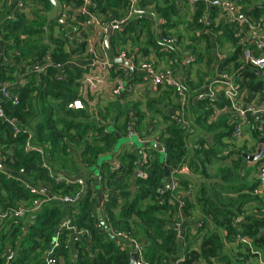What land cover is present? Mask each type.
I'll return each mask as SVG.
<instances>
[{
	"label": "trees",
	"instance_id": "1",
	"mask_svg": "<svg viewBox=\"0 0 264 264\" xmlns=\"http://www.w3.org/2000/svg\"><path fill=\"white\" fill-rule=\"evenodd\" d=\"M14 1L0 0V35L3 37L7 55L15 60L13 66L0 63V81L13 83L9 88L13 89L14 94L19 95L21 103L19 106H15L13 102L4 100L3 109L8 116L17 118L29 126L34 134V143L46 150L48 162L56 174L63 172L68 178H74L85 169H87V173L91 174L100 169V172L105 176V185L100 189L107 188L110 191L109 202L101 214L108 218L106 221L112 231L127 233L136 241L146 240L148 244L144 246V257L148 263L169 264L176 258L181 259L179 233L175 226L178 205L169 202L171 193L159 197V188L166 180L165 167L168 168V171L172 168L179 170V174L176 176L185 192L192 188V184L181 173L184 166L192 170L193 174L208 176L206 166L210 158L213 157L219 161H225V159H218L212 146H208V149L203 147L188 156L187 146L191 138L190 131L171 122L168 117L170 125L166 121V127L159 134L166 154L161 152L162 146L158 148L148 145L149 159L141 167L142 172L146 173L148 177L138 178L136 192L132 193V178L139 168L140 156L131 146L118 148L121 138L117 135L118 131H121L117 122L125 112L126 99H123V103L119 99H115L114 103H110L105 108L90 107L81 84L84 72L83 62L77 61L74 67H67L63 70L56 67L65 65L73 57L85 54L88 43L83 27L87 26L89 29L90 19L78 14L76 24H72L69 20L63 22L57 16L46 29L47 19L53 11V4L50 0H32L34 5L32 6L37 9L34 14L36 19L28 20L27 17L20 16L15 22L3 21L4 15L10 7L15 5ZM57 1L60 10L68 8L71 13L83 6L82 0ZM92 1L95 2L96 7L92 8L91 12L106 21L126 16L134 2V0ZM152 2L154 11L146 10L147 13L143 14V18L135 16L136 23L130 21L126 26L128 33L130 32L129 27L139 26V30L135 31L134 35L127 37L124 32L122 35L112 36L111 40L115 46L125 48L130 42L132 49L142 50L143 57L150 55V48L159 49V46H162L159 35L157 36L153 30V17L164 20L165 28L171 30L170 28L176 27L174 19L180 17L181 13L176 0H138V5L145 10ZM242 2L246 10L253 7L250 17L258 21L260 8L251 0ZM200 5L203 4H196V9ZM39 6H43L44 9L40 13ZM196 9L194 11L196 15L190 23L189 31L195 33L192 34V40L196 43L194 47L190 48L200 54L199 62L203 61L205 57L202 52H198L199 48H196L201 41L206 44L209 56L207 64L212 63L214 46L212 39L216 34L215 39L220 45L222 42H230L233 47V53L221 62L220 67L234 73L240 70L244 66L242 61L244 47L239 45V40L234 35L233 29L224 25L216 26L214 23L210 27H206L205 24L199 23L200 17L206 10L205 7L202 10L198 9L197 12ZM208 13H211L212 20L217 16L214 11H208ZM75 28L83 32L81 36L76 37V33L71 36L73 30L75 32ZM164 33L168 34L167 31ZM11 41H14L15 44L9 45ZM45 58L50 59L51 62L46 68V73L37 75L26 72V65L42 62ZM78 62H81L82 66L78 65ZM138 62L137 59L136 63ZM15 72L18 77H14ZM61 72L65 73V77L59 79L58 75ZM18 78L25 79V84H19ZM241 82L251 92L261 93L264 91V76L249 68L242 72ZM77 99L83 101L84 110L67 109L69 102ZM199 104L201 108L205 107V111L198 112V122L193 123L194 125L207 122V117L212 112L209 103ZM97 115L101 122L96 120L95 116ZM130 121H127L124 126L127 130L126 134ZM139 121V124L136 123L137 133L143 127L144 118ZM192 127L194 126L192 125ZM218 129H224L225 132L219 133ZM208 130L215 132V141L219 144L224 138L231 135L233 127L225 121L219 120L218 123L209 126ZM25 141V135L14 138L9 128L0 120V144L3 146V150L10 148L15 154L12 157L13 161H8L13 172L25 169L34 183L38 181L49 183L54 192L62 195L74 194L80 190L76 183L69 180H63L60 185L56 184L47 170L41 167L42 159L39 155H26L23 152L22 147ZM76 148L81 149L79 159H76L72 152ZM243 152L242 150L238 153V162L234 163L235 170L240 168L238 163L245 161ZM161 154L164 155L163 161L160 160ZM107 157L110 158V161L103 162V159ZM115 163L119 166L117 169L114 167ZM229 170L224 167L221 169V174L225 175V178L226 176L229 178ZM249 172L247 171V173ZM91 174L86 179V194L77 207H71L72 215L70 216L73 225L91 232V237L87 239L89 244L84 245L82 242H76L77 253L75 256L72 249L67 247L63 240L62 247L59 248L57 254V257H60L63 262L60 261L57 264H130L132 252L130 245L123 240L118 242V240L112 239L103 227L98 228L100 221L96 208V190L94 193L92 185L89 183ZM237 179L240 181V171ZM97 187L98 185H95L96 189ZM237 187L230 185L231 191H235V194L239 195L238 198H229L226 201L218 195L210 197L202 193L183 197L186 216L199 212L203 220L199 231L205 232L207 235L202 239L201 249L199 251L189 250L180 264H196L200 261L211 264L212 259L218 257V254L222 255L221 251L224 250L222 235L224 231L227 232V240L236 235H243L248 241H251V245L242 243L244 247L247 246L250 255L251 249L249 248L252 246L264 259V214L262 216L250 214L238 222L237 217L242 216L243 206L250 201L251 196L242 195L243 188ZM255 187H257V183L250 191ZM253 196L254 200H261L259 197ZM35 198L19 180L8 179L3 171H0L1 210L8 211L25 203L30 204ZM146 200L147 205L142 206ZM120 201H124V204L119 216L116 217L114 210ZM63 207L64 205L55 202L44 204L41 210L29 219L30 225L26 235L20 225L7 229L5 225L0 224V264H5L4 252L8 248L15 251V258L11 264H45L44 255L65 219ZM190 234L188 233V235ZM66 236L67 232L64 234V237ZM21 243L18 251V246ZM226 260L227 258L223 257L222 261ZM227 264H231L229 259Z\"/></svg>",
	"mask_w": 264,
	"mask_h": 264
},
{
	"label": "built area",
	"instance_id": "2",
	"mask_svg": "<svg viewBox=\"0 0 264 264\" xmlns=\"http://www.w3.org/2000/svg\"><path fill=\"white\" fill-rule=\"evenodd\" d=\"M83 6L79 8V10H75L74 13L68 8L59 9L58 18H61L62 21H70L72 24H76L78 14L82 16H86L90 19V25L96 27L99 31L106 33L108 28H112V36L113 35H122L126 26L130 23L133 16L136 14L134 10V2L133 5L128 10L126 16L113 19L111 21H106L104 19L96 17L91 9L96 7L95 2L92 0H82ZM243 0H176L177 6L180 8V11L183 9V5L193 4L194 11L196 9V4L201 3L205 7V12L202 17L199 19V23L205 24L206 27H210L211 24H215L216 26L224 25L232 28L234 31V35L239 40V45L243 46L242 53V61L244 66L238 70L237 72H230L227 69H222L220 64L229 55H226L220 51L217 43L213 46V61L210 64V72L211 75L208 79L204 80L199 84L198 88L194 93L188 88L189 82L191 80L190 68L193 65L199 63L200 54L195 53L190 50L187 52L183 63L179 66L175 65V68H165L159 69L157 68L151 61L149 60H141L136 63L135 55L129 56V54L123 50L122 47L117 46L114 50L113 59H109L107 57L101 56L97 48L93 44H88V48L85 52L86 57L90 56L89 62L84 63L83 66L81 62H78V65H81L84 69L82 74L81 84L84 90L90 93L98 92L99 87L103 84V82L111 77L113 78V94L115 99H119L121 103L124 100L132 96L136 92L137 83L135 82V74L140 75L143 83H148V85H152L153 89H158L161 87H168L170 89L175 90V95L179 97L181 102V110L185 111L188 109V106L193 104H199L203 102L209 103L211 106V114L207 117V123L211 126L216 124L220 117L224 114V112H230L233 115L232 127L233 131L230 135L232 139H238L242 137L244 134V126H248L250 128L255 129L257 132L264 134V125L262 124L261 118L264 116V104L262 106H258L256 101L260 98L261 94L251 92L246 86H244L241 82V74L247 68L254 70L257 73H261L264 76V24L263 21L253 20L248 10L245 9V6L242 2ZM14 6L4 15L3 21H18L21 17H29L31 18V5L28 0H15ZM260 10L262 7H258ZM138 11L146 12V10L139 9V5L137 6ZM214 11L217 16L212 20L210 18L211 13ZM141 18H143V14H139ZM34 17V15H33ZM1 25V23H0ZM79 26H82L79 24ZM1 29V26H0ZM73 34L76 33L77 36L82 35V31L78 28H75V32L73 30ZM158 36V35H157ZM0 39L3 41V37L0 35ZM160 43L164 47L166 51L171 48L174 49L177 57L175 58L176 62H179V56L181 54L180 49H178V38L173 36H159ZM14 41H11L9 45H14ZM101 49L104 50L105 47L102 44ZM105 51V50H104ZM5 58V51L0 50V63L3 62ZM82 56L73 57L70 59L65 65H57L58 69H65L67 67H74L77 61H81ZM178 60V61H177ZM117 61H124L130 63V66H127L123 63H117ZM50 59H44L42 62H37L35 64L26 65V72H32L37 75H42L46 73V68L50 64ZM174 63V60H173ZM85 64V65H84ZM24 66V65H23ZM22 68V65L20 66ZM102 69L103 74L98 75L97 72H93L88 74V69ZM135 71V72H134ZM65 77V73L61 72L58 75L59 79ZM19 84L24 85L26 80L23 78L17 79ZM17 83V82H15ZM13 83L0 81V120L5 124L9 130L11 131L14 138L19 137L20 135L26 136V141L23 144V152L26 155H39L42 159L41 167L47 170L49 176L56 182V184L60 185L63 180H69L72 183H76L80 190L74 194H66L62 195L60 193L54 192L51 184L38 181L34 183L31 177L28 176L25 169H20L18 172H13L11 167L8 164L9 160H12V157L15 156L13 149H5L3 150V146L0 144V171L6 175L8 179H17L19 180L29 192L35 196L36 198L30 204H23L18 208H14L8 211H3L0 209V224L5 225L8 228L19 226L24 231V223H30L29 219L33 217L36 213H38L42 206L49 202H55L57 204H61L68 207H77L79 202L84 198L87 189V176L91 173H87V169L83 171L84 176H79L76 181H72L71 178L62 176L61 173L56 174L52 169L51 165L47 159L46 150L34 143V134L29 126L25 125L22 121L17 118H13L7 115L5 110L3 109V101H11L15 106H19L21 101L19 95L14 94L13 89L9 88ZM262 93V92H261ZM124 99V100H123ZM123 101V102H122ZM223 103V106L220 108L219 104ZM85 106L82 100L77 99L72 102H69L67 109L70 110H84ZM181 112V111H179ZM179 112L172 114L169 116L170 121L175 123L176 125L188 129L190 133L193 132V127L190 125V122L179 115ZM136 117L133 116L130 124L128 125V137L137 136L139 140L145 143L138 135L134 128V122ZM98 122H101L99 117L96 118ZM191 134V138H192ZM2 138V137H1ZM3 139V138H2ZM191 147V142H188L187 150ZM203 148L201 145L195 147L196 151H199ZM142 154L140 152V165L139 170L143 167L144 164L147 163L149 156L148 150L146 151V147L143 148ZM161 152L166 154L165 148H161ZM230 155V151L227 149H220L217 152V158L223 159ZM114 164V167L117 169L119 166ZM141 177L147 178L148 175L142 170ZM170 176L164 180L163 184L159 188V196L166 195L171 193V197L169 202L171 204H177L179 207V213L183 214L185 203L183 201V197H180L178 191L180 190V182L177 178V174H179V170L177 168H172L170 171ZM82 174V173H81ZM80 174V175H81ZM256 178L258 180V189L262 190L264 188V155L257 162V172ZM89 183L92 185V190L97 195V189L95 185L103 186L105 185V176L100 169L90 175ZM104 191V197L102 200V204L100 206V211L105 208V205L109 202L110 199V191L109 189L102 188ZM187 192V195L190 193V189ZM93 193V194H94ZM95 196V195H94ZM185 197V196H184ZM100 221V220H99ZM179 228L178 224H175ZM106 229L102 222L100 221L98 224V228ZM112 234L115 235L116 240H123L128 245L131 243H135L134 253L137 255V264H150L145 260L144 257V246L141 244H137L136 240L132 239V237L124 232H115L110 229ZM65 232H67V236L64 237ZM91 237V232L86 229H79L77 226L72 224H68L67 221H63L60 225L58 232L56 233L53 241L46 251L44 255L45 264H57L61 261V258L57 257L58 250L62 247V241L64 240L67 247L68 241L70 242H79L80 239H88ZM5 264H11L15 258V251L12 248H8L4 252ZM185 258V257H184ZM184 258L180 259V262L184 260Z\"/></svg>",
	"mask_w": 264,
	"mask_h": 264
},
{
	"label": "crops",
	"instance_id": "3",
	"mask_svg": "<svg viewBox=\"0 0 264 264\" xmlns=\"http://www.w3.org/2000/svg\"><path fill=\"white\" fill-rule=\"evenodd\" d=\"M28 1L30 2V0H28ZM251 2H253L257 7H262L259 20L263 21V24H264V0H251ZM30 3L33 5L32 2H30ZM33 6H31L32 16H31V18H28V20L36 19L35 17H33V15L36 13L37 9L34 8ZM147 7H149V8H147L145 10L154 11L153 5H149ZM186 7H187V15L185 16V13H186L185 12L183 16L186 17L185 21L188 22L192 18L191 13H194V6H193V4H190V5L188 4V5H186ZM186 7L184 8L185 11H186ZM38 8H39L38 11L40 13L43 9V6H39ZM140 8L143 9L142 7H139V9ZM10 9H11V7H10ZM252 9H253V7L248 9L249 15H250V12L252 11ZM179 11H180V8H179ZM182 12H183V10H182ZM182 12L180 11L181 15H182ZM181 15H180V17H181ZM135 16H138V15L135 14L131 21H134L136 23ZM180 17H178L177 19L175 18L174 19L175 21L173 20L176 23V26H178V23L176 21L179 20ZM192 20H193V18L191 19V21H189L188 25L186 26V29L188 30L189 37H191V38H192V34H195L194 32L189 31L190 30L189 26H190V23L192 22ZM153 23H154L153 24V30H154L156 35H159V36L165 35V36H173V37L177 36V35H172L174 33L171 32L177 28L176 27L174 29L170 28L171 30H169L168 28H165V25H164L165 21L164 20L158 19L157 29H156L154 17H153ZM129 29H130L129 33H128V28H126L124 30L127 37H130V35H134L135 31L139 30V26L134 25V27H129ZM83 30L86 33L88 44H93L97 48V50L99 51L101 56L107 57L109 59H113L114 50L117 46H115V44H113V41L111 39H110L109 44L106 43V37H107L108 31L106 33H103L101 31H99L96 27H94V24H93V26L89 24V29L87 28V26L83 27ZM165 31H167L168 34L164 33ZM73 35L74 34L71 33V36H73ZM111 38H112V36H111ZM177 38L179 40L177 47L181 51L180 56H182V57L179 56V62L178 63L175 61L176 60L175 58L177 57V55L174 52V49H176V48H171L168 51H166L163 46H159V49H155L154 47H152V48H150V51H151L150 55L147 57L142 56L143 52L141 49H139V48L132 49L130 42L126 45L125 48H123V50H125L129 54V56L135 55L136 60L138 59V61H141V60L151 61L159 69H165L166 67L171 68L175 65L180 67V65L183 63L186 56L188 55L187 52H190V50H188V51L183 50L182 43H181L182 42V36H177ZM102 44L105 47V49H104L105 51L101 49ZM214 45H215V43H214ZM4 47H5V44L0 39V50L3 52L5 51ZM232 53H233V47L231 45V50L227 55L230 56ZM17 54H19V53H17ZM89 57H86V55L84 54L81 58V61H84V63L87 64V62H89V59H90ZM173 60H174V63H173ZM13 61H15V60L13 58H10L5 51V58H4L1 65L13 66V63H14ZM202 62H204V59H203V61H200L197 64H200ZM87 71H88V74H91L93 72H97L96 74H98V75L103 74L102 69H94L93 70L92 67L89 68ZM135 76H136L135 82L137 83L136 84L137 85L136 92L132 96L127 97L125 100V103H126L124 106L125 112L123 113V116L120 118V120L117 122L118 126L119 125L123 126L121 128V131L119 130L117 133L118 137L121 139L128 137V135L126 134L127 130H125L124 126H125V123L127 121L131 120L132 117L135 116L136 117L135 122H134L135 129H136V123L138 122V124H139V122H140L139 119L144 118L143 127L139 130L138 135L141 137V139H144L143 140L145 142L144 144H146V146H147L146 151L148 150V147L150 145L156 146V147H161V146L163 147V145H162L163 143L158 142L155 139L156 137H152V135L159 136L158 134L161 133L162 130L166 127V121H167V123L169 121L167 118L170 115L181 111V112H179V115H182L189 122H192V125L194 126L192 129L193 132L191 133L193 136L189 140L191 142V147L187 152L189 154L188 156H191L192 155L191 153L194 154L195 153L194 150H196L195 147H197L199 145H201V147L202 146L205 147L206 149H208V146H212L215 149L216 153L220 149L225 148L228 151H230V155L226 158H223L226 160V162L229 161L225 167L230 168L234 172L239 173V171H240V181H239V179H236L237 181H231L227 176L225 178V175L221 174V169H224V166L220 169V171H219L220 177L217 179H213L212 177H209L206 175L199 176V175L193 174L192 170H189L188 168H186L184 166L181 170V173L183 174V176H185L187 178V180H190V182L192 184V188L190 189L189 195L193 196L196 193L197 194L202 193V194L208 195L210 197L218 195L219 197H221L223 200L226 201L229 198H238L239 195L235 194V191H231V189H230L231 184L236 185V186H238L237 188H243L244 192H242V195L251 196L250 201L244 204L243 210H242L243 214H242V216L237 217V221L238 222L242 221L244 216H247L250 214H257L259 216H262L264 214V188L262 190L258 189V183H257L258 180L256 178L257 163H250L249 161H247L243 157L245 159V161L238 163V167H240V168H238V170H235L234 163L238 162V159H239L238 153L242 150L244 151L243 154L256 155L258 153V150H259L260 142L261 141L264 142V134L257 132L253 128H250L248 126H244V128H243L244 134L242 135V137H240L238 139H232L230 136H228V137L224 138L221 143L218 144L215 141V132L208 130V127L210 125L207 122H205L204 124L199 123V125L193 124V123L198 122L197 121V119L199 117L198 112H204L205 107L201 108L200 104L191 103L188 106V109L186 110V112L184 110L182 111L181 110L182 106H181V102H180L179 98L175 95V93H172L168 87H161L158 89H153L152 85H148V83H143V80L141 79L140 75L135 74ZM113 78H114V76L107 78L103 82V84L99 87L98 92H96V93H90L87 90L84 91L85 93L92 96L88 100L90 107L105 108V107H108V105L110 103H114L113 101L115 100V97H114L113 89H112ZM208 78H209V76H206V78L204 80H206ZM158 90H161V91L159 93H156V91H158ZM195 90L192 91V93H194ZM162 92H163V94H162ZM161 94H162V96L160 97ZM259 94H261V96L256 101V104L258 106H262L264 104V91L262 93H259ZM154 97H159V98H156L159 100H155V101H154V99L150 100ZM171 98L174 100L172 101ZM176 99H177L178 103H175ZM223 103L224 102H221V104H219L220 108L222 107ZM176 104H179V106H177ZM148 108H150V112H153V113H148L149 112ZM223 108H221V109H223ZM154 113H156V114H154ZM95 117L97 118V117H99V115H97ZM220 120L225 121L229 125H232L233 115L228 111L224 112V114L220 117ZM261 121H262V124L264 125V116H262ZM110 125H111V123L108 124L109 127H110ZM124 130H125V133H123ZM137 130H138V126H137ZM217 131L219 133L225 132L224 129H218ZM125 146L126 147H129V146L133 147V149L141 157L140 152L142 154V151H141L142 149H139L138 147H136L132 143L122 145L121 149L125 148ZM72 152H73L75 158L79 159L81 149L76 148ZM104 162H107V161H104ZM140 170L138 168L136 171H140ZM247 171H250V172L247 173ZM82 173H83V171H82ZM217 174H218V172H217ZM204 178L209 179V180L206 181V179H204ZM256 183H257V187H255L252 191H250L251 188L253 186H255ZM100 187L101 186L97 187V195H96V202H97L96 208H97V212L99 215V220H100V217L103 218L104 222L106 223V226L108 227V228H106L107 232H110L112 234V232L110 230L111 227L108 225V223L106 221V219H108V218H106V216L104 214H101L102 211H100V209H101L100 206L102 204V200L104 197V195H103L104 191L101 190ZM178 194L180 197H184L187 195V192L186 191L184 192L183 189L180 188V190L178 191ZM253 195L259 197L261 200H257V199L254 200ZM63 209H64V214H65L64 221L68 222L69 220H72V218H70V216L72 215L71 207L64 206ZM175 219H176L175 224L179 225V228L177 226H176V228L178 229V233H179V235H178L179 241H180L179 253H180V256L182 259L185 257V254L189 250H198L199 251L201 249L202 239L207 234H205V232L199 231L201 228V225L203 223L202 217H201L199 212H197L195 214H191L190 216H186L184 210H183V214L179 213V207H178V214L175 216ZM29 225L27 222L24 223V228H25L24 234L25 235L27 234V231L29 229ZM188 233H191V234L188 235ZM222 235H223V239H224V244H223L224 250L221 251L222 255L219 256V254H218V257L212 259L211 264H227L228 259L230 260L231 264H256V263L264 264L263 257L252 246H250V248H249V249H251V255L252 256L250 255V252L247 250V246H245V247L243 246L242 243H245V244L251 243V241H248L243 235H236L235 237L230 238L228 240H227V232L226 231H224ZM112 236L114 238H116L115 235L112 234ZM186 236L188 238L187 242H186ZM79 242H82L84 245L89 244V241L85 238L80 239ZM120 242H121V240H120ZM75 243L76 242H70V239H69L68 247L70 249H72L73 254L76 256L77 251L75 249ZM136 243L141 244L143 246L148 244V243H146V240H144V239L139 240V241L137 240ZM21 245H22V243L19 244L18 249H17L18 251L20 250ZM135 245H136L135 243L130 244V247L132 250L131 254L134 253ZM223 257L227 258V260L225 262L222 261ZM169 264H180V259L178 260L176 258V260L174 259L173 262L170 261ZM196 264H208V263H206L204 261H200Z\"/></svg>",
	"mask_w": 264,
	"mask_h": 264
},
{
	"label": "rangeland",
	"instance_id": "4",
	"mask_svg": "<svg viewBox=\"0 0 264 264\" xmlns=\"http://www.w3.org/2000/svg\"><path fill=\"white\" fill-rule=\"evenodd\" d=\"M30 2H32V0H30ZM29 2V3H30ZM30 5L32 6V4L30 3ZM149 5H154V3L152 2L151 4H149ZM186 6L185 5H183V12H182V15H181V17L179 18V20H177V23H178V26H176V28L177 29H175L174 31H171V32H173L174 34H172V35H177V36H182V47H183V50L184 51H188V50H191V51H193V52H195V50L193 49V48H190V47H194V45H195V43H196V41H194V40H192V38L191 37H189V34H188V30L186 29V26L188 25V23H189V21H191V19L192 18H194L195 17V13H191V15H192V18L188 21V22H186L185 21V19H186V17H184L183 15H184V13H185V16L187 15V7H186V11H185V8ZM149 8V7H148ZM204 8V5H200V6H198V8L196 9V12H197V10L198 9H200V10H202ZM52 14V12L50 13V15ZM49 15V16H50ZM34 17L36 18V16L34 15ZM29 18V17H28ZM57 31V30H56ZM56 33H58V31L56 32ZM216 35V34H215ZM215 35H214V37H213V39H212V41H213V44L215 43H217L218 44V46L220 47V51L222 52V53H224V54H228L229 52H230V50H231V45L232 44H230V42L228 43V42H222V44L220 45L217 41H216V39H215ZM176 36V37H177ZM223 45V46H222ZM196 48H199L198 49V52H202L204 55L203 56H205L204 57V62H202V63H200V64H196V65H193L191 68H190V74H191V80H190V82H189V85H188V88L191 90V91H194L197 87H198V85L203 81V78L204 77H206V76H210L211 75V72H210V70H211V68H210V65H208L207 63H208V61H209V56H208V52H207V49H206V44L204 43V42H201L200 41V45H198V46H196ZM195 53H197V52H195ZM213 53V52H212ZM180 57H182V56H180ZM166 68H169V67H166ZM171 68H175V67H171ZM14 77H18L17 76V72H15V74H14ZM170 89V88H169ZM81 90V89H80ZM171 90V92L172 93H176L175 92V90H173V89H170ZM85 91V90H84ZM161 90H158V91H156V93H159ZM162 94H163V92H162ZM162 94L160 95V97L162 96ZM177 94V93H176ZM84 96L86 97V99L87 100H89V98H91L92 96L91 95H89V94H87V93H85L84 92ZM171 96V95H170ZM156 98H159V97H154V98H152V99H150V100H153L154 99V101L155 100H159V99H156ZM179 98V97H178ZM171 100L173 101L174 99H172L171 98ZM180 100V99H179ZM175 103H178V101H177V99L175 100ZM149 105V104H148ZM177 106H179V104H176ZM148 113H153V112H150V108H148ZM154 114H156V113H154ZM143 124H144V122H143ZM168 124L170 125V122H168ZM120 126V125H119ZM123 126H120V129L122 128ZM126 130V129H125ZM125 130H124V132L123 133H125ZM122 133V134H123ZM160 134V133H159ZM158 134V135H159ZM151 137V136H150ZM152 137H156L155 139L158 141V142H160V143H163V141H161V139L159 138V136H154V135H152ZM121 142H119L118 143V148H120L122 145H125V144H130V143H132L133 145H135L136 147H138L139 149H143V148H145V147H147L146 146V144H144L143 142H141L140 140H139V138L137 137V136H132V137H125V138H123V139H121L120 140ZM231 158V157H230ZM229 158V159H230ZM160 160L161 161H163L164 160V155L163 154H161L160 155ZM228 160V159H227ZM104 161H110V158H104L103 159V162ZM228 162L229 161H227L226 162V160L225 161H219V160H217L216 158H213V157H211L210 158V160H209V162H207V166H206V172H207V175L209 176V177H212L213 179H217V178H219L220 176H219V171H220V169L222 168V166H226L227 164H228ZM226 168H228V167H226ZM230 169V168H229ZM95 171H97V170H95ZM217 172H218V174H217ZM237 175H238V172H234L233 170H229V179L231 180V181H237L236 179H237ZM204 179H206V178H204ZM207 180H209V179H206V181ZM147 200L144 202V203H142V206H146L147 205ZM124 204V201H120L119 202V204H118V206H117V208L114 210V213H115V215H116V217H118L119 216V214H120V212H121V206ZM63 262V260L61 261V263ZM256 264H258V263H256Z\"/></svg>",
	"mask_w": 264,
	"mask_h": 264
},
{
	"label": "water",
	"instance_id": "5",
	"mask_svg": "<svg viewBox=\"0 0 264 264\" xmlns=\"http://www.w3.org/2000/svg\"><path fill=\"white\" fill-rule=\"evenodd\" d=\"M51 3L53 4V11H52V14L48 17L47 19V24H46V29H48L49 27V24L51 23V21L55 18H57V15H58V11L60 9V6H59V2L57 0H50ZM134 10H135V13L136 15H139V14H145L147 12H141V11H138L137 9V6H138V0H134ZM149 13V12H148ZM155 19V24H156V29L158 27V18L154 17ZM111 36H112V28L109 27L108 28V34H107V37H106V43L109 44L110 43V39H111ZM48 40V36L46 38ZM117 63H123L127 66H130V63H127V62H124V61H117ZM135 72V71H134ZM159 148V147H158ZM264 155V142L261 141L260 142V146H259V150H258V153L256 155H247V154H243V157L249 161L250 163H257L261 157ZM165 170H166V178H168L170 176V173L168 171V168L165 167ZM62 176L64 177H67L65 175V173L61 172ZM79 176H84V174L82 173L81 175ZM141 177V172L140 171H136V173L134 174L133 178H132V183H131V189H132V193H135L136 192V185H137V180L138 178ZM79 177H75V178H71L72 181H76ZM160 197V196H159ZM100 220L102 221V224L105 228H108L106 226V223L104 222L103 218L100 217ZM68 224H72V220H69L68 221ZM108 235L116 240V238H114L112 236V234L110 232H108ZM120 241V240H118ZM130 264H137V255L135 253L131 254V263Z\"/></svg>",
	"mask_w": 264,
	"mask_h": 264
}]
</instances>
